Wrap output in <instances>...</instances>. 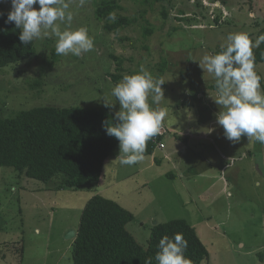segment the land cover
<instances>
[{
  "label": "rangeland",
  "instance_id": "1",
  "mask_svg": "<svg viewBox=\"0 0 264 264\" xmlns=\"http://www.w3.org/2000/svg\"><path fill=\"white\" fill-rule=\"evenodd\" d=\"M96 1L66 0L73 29H88L93 50L80 57L58 55L53 62L56 38L34 39L33 55L0 69V114L13 117L46 105L105 107L116 102L108 73L120 74V81L143 65L165 81L164 99L153 105L167 113L159 132L164 148L129 166L120 163L118 142L98 183L78 188L56 187L59 177L44 184L0 167V264H73V239L65 235L76 231L95 194L133 213L126 228L143 247L154 224L182 218L206 245L208 264H264L259 258L264 257V144L247 136L238 142L225 137L217 122L215 80L198 61L226 46L230 33L247 32L253 40L256 22L264 24V0H171L168 18L160 3L119 0L135 22L118 34L105 32L95 18ZM10 10L11 0H0V11ZM181 15L190 20L178 19ZM214 17L223 24L210 22ZM109 54L123 60L122 71ZM160 62L165 67L158 78ZM255 71L264 83V65H255ZM119 107L116 102L110 110ZM206 130L209 136H200Z\"/></svg>",
  "mask_w": 264,
  "mask_h": 264
},
{
  "label": "trees",
  "instance_id": "2",
  "mask_svg": "<svg viewBox=\"0 0 264 264\" xmlns=\"http://www.w3.org/2000/svg\"><path fill=\"white\" fill-rule=\"evenodd\" d=\"M139 1L147 5L160 3L163 18H168V11L173 6L171 0ZM123 11L124 7L119 0H98L94 4V16L102 22V28L107 33L118 34L135 22V18L125 15ZM2 13L0 69L18 64L35 53L33 42L23 44L19 40L20 29L14 23H6L7 13ZM110 13L116 15L114 22L108 19ZM178 19L190 20L183 15ZM213 20L210 22L216 26L223 24L217 17ZM255 25L258 30L253 41L264 35V24L256 22ZM147 32L151 33L152 30L148 28ZM220 51L221 47L211 55ZM253 54L255 65H264V43L254 48ZM109 57L116 61V71H122L123 60L113 54H109ZM57 59L54 47L51 60L55 62ZM156 67L160 78L165 64L160 62ZM108 76L115 84L121 77L112 72ZM42 80L38 78L36 84L41 86ZM260 84L261 89H264L262 77ZM114 115L108 107L47 105L22 110L13 117L0 114V167H11L19 174L44 184L59 177L60 183L56 187L61 188H78L89 182L98 183L105 161L119 142L115 137L107 135L105 128L106 122H114ZM158 134L147 142L144 155L151 156L158 148L157 142L162 143V135ZM133 218V213L117 201L101 194L93 195L81 212L73 239V264H148L149 261L158 264L155 256L159 250V240L165 235L171 238L177 233H181L188 242L185 255L190 264H208V249L195 227L186 219L157 222L152 227L147 247H143L126 228ZM20 252H23L22 247ZM259 258L264 262L262 254Z\"/></svg>",
  "mask_w": 264,
  "mask_h": 264
},
{
  "label": "clouds",
  "instance_id": "3",
  "mask_svg": "<svg viewBox=\"0 0 264 264\" xmlns=\"http://www.w3.org/2000/svg\"><path fill=\"white\" fill-rule=\"evenodd\" d=\"M73 18L66 0H11L5 22L14 23L20 29L19 40L25 45L42 36L55 37L56 55L80 57L93 50L94 38L86 27L73 29ZM108 19L114 22L115 13H110ZM61 23L65 25L63 30ZM227 41L220 52L206 54L198 60L203 72L216 83L214 100L221 107L217 122L230 141L238 142L242 136H247L264 144V89L255 71L253 54V49L264 43V35L253 41L249 33L235 32L228 34ZM164 83L141 65L138 71L125 74L112 87L111 95L120 107L113 117L114 122H106L105 128L107 135L119 141L118 156L122 165L142 161L147 142L160 132L167 113L153 105L164 99L161 87ZM116 102H105L104 106L114 108ZM36 234L39 235L38 229ZM187 248L188 242L181 233L171 238L165 235L159 240L155 259L158 264H190L185 255Z\"/></svg>",
  "mask_w": 264,
  "mask_h": 264
},
{
  "label": "water",
  "instance_id": "4",
  "mask_svg": "<svg viewBox=\"0 0 264 264\" xmlns=\"http://www.w3.org/2000/svg\"><path fill=\"white\" fill-rule=\"evenodd\" d=\"M75 235H76V231H75V230H69V231L66 233L65 237L68 238V239H69V238H70V239H74Z\"/></svg>",
  "mask_w": 264,
  "mask_h": 264
},
{
  "label": "crops",
  "instance_id": "5",
  "mask_svg": "<svg viewBox=\"0 0 264 264\" xmlns=\"http://www.w3.org/2000/svg\"><path fill=\"white\" fill-rule=\"evenodd\" d=\"M205 129V128H204ZM207 131L208 130H206L205 132H203L202 133V135H200V136H206V135H208V133H207ZM209 136V135H208ZM184 150H185V148H184ZM220 153H218V155H219ZM208 157H210L209 155L208 156H206V157H204V158H208ZM154 162H156V158H154ZM208 162V161H207ZM210 188V187H209Z\"/></svg>",
  "mask_w": 264,
  "mask_h": 264
},
{
  "label": "built area",
  "instance_id": "6",
  "mask_svg": "<svg viewBox=\"0 0 264 264\" xmlns=\"http://www.w3.org/2000/svg\"><path fill=\"white\" fill-rule=\"evenodd\" d=\"M156 138V137H155ZM157 147L159 148V149H161V148H163L164 147V145H163V143H159V142H157Z\"/></svg>",
  "mask_w": 264,
  "mask_h": 264
}]
</instances>
